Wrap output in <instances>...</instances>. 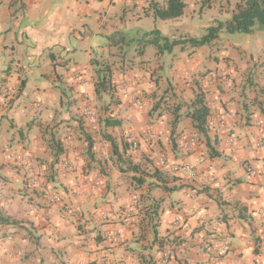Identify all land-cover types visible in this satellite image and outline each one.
Here are the masks:
<instances>
[{"label": "crops", "instance_id": "0c3cea01", "mask_svg": "<svg viewBox=\"0 0 264 264\" xmlns=\"http://www.w3.org/2000/svg\"><path fill=\"white\" fill-rule=\"evenodd\" d=\"M167 1L0 0V264H264V23L193 47L241 0H183L181 16L213 9L209 25H157L183 43L115 61L130 16ZM108 47L98 90L92 52ZM197 93L202 131L186 115Z\"/></svg>", "mask_w": 264, "mask_h": 264}, {"label": "trees", "instance_id": "16d2710c", "mask_svg": "<svg viewBox=\"0 0 264 264\" xmlns=\"http://www.w3.org/2000/svg\"><path fill=\"white\" fill-rule=\"evenodd\" d=\"M184 8L183 0H168L166 6H151V15L155 19H174L181 16ZM264 23V0H241L236 3L231 17L224 21H217L215 25H212L206 29V32L199 38H189L184 40L189 42L193 47H198L202 45L209 44L216 38L221 31L227 33H251L255 24ZM150 36V37H149ZM149 37V38H147ZM142 45L146 43L151 44L156 49V54H162L170 52L174 46L183 43L181 40H170L160 34L156 29L148 32L146 38L142 40ZM110 68L108 65H104L99 72V84L97 89H111L110 86ZM191 110L186 113L188 117L194 122V126L202 131L206 123V118L209 114L208 107L202 93H197L191 104ZM113 152L115 153L116 146L112 142ZM163 156V155H162ZM166 160V157L163 156ZM60 162V159L57 163ZM1 221L8 222L7 218H1ZM143 264H155L152 259H144L143 256L140 257Z\"/></svg>", "mask_w": 264, "mask_h": 264}, {"label": "rangeland", "instance_id": "374dc122", "mask_svg": "<svg viewBox=\"0 0 264 264\" xmlns=\"http://www.w3.org/2000/svg\"><path fill=\"white\" fill-rule=\"evenodd\" d=\"M213 9H208L206 8L201 15L199 10L197 9V12L194 16H190L186 12V14L182 15L178 21H170L168 23L169 25L165 27V24L162 23L163 20L157 19V23H155L154 19L152 17H141L138 18L136 16H130V18L126 21L125 25L123 26V30H125L126 35L130 36V39L126 44L122 43V52L123 55H120L119 57H115L114 60L118 61L119 63H122L124 61L125 64H131L132 61H139L140 59L143 60H150L153 62V58L155 57L156 54V49L154 48L153 45L146 43L145 45H142L143 39L146 38V34L150 32L151 30L155 29L156 26L160 27L161 31L164 32L165 35H167L169 38L170 36H174L178 38L182 33H186L188 31L191 32V35L196 34V30H201L205 25H209L208 20L210 17L214 15ZM239 36H241V41L244 40L245 34L244 33H237ZM137 36L138 41H140V47H141V52L139 50L128 46L130 45L132 38ZM246 38V37H245ZM245 40L243 41V43ZM110 47H108L105 52L103 51H98L92 52L93 56L95 59H98L100 61V64L104 62L100 58L101 55H103L106 58H110L112 55L109 54ZM104 65L107 64H101L100 68H103ZM171 67V64L165 62V67L164 70H168Z\"/></svg>", "mask_w": 264, "mask_h": 264}, {"label": "built area", "instance_id": "2783aa9c", "mask_svg": "<svg viewBox=\"0 0 264 264\" xmlns=\"http://www.w3.org/2000/svg\"><path fill=\"white\" fill-rule=\"evenodd\" d=\"M133 105L138 107L140 105V103L137 99H135L133 101ZM84 114L88 120L94 121V114L92 111L85 110ZM132 147L136 148L137 143H133ZM202 160H203V158H200L199 162H201ZM158 163L161 165H164L166 163L165 158L163 156H160L158 158ZM59 165L61 166L62 169H69L70 168V164L66 158L61 159L59 162ZM174 169L175 170H184L187 174L192 175V174H194L196 167L193 165H190V164H178V165L174 166ZM263 254H264V251H263ZM163 258H164V260H166L168 258V254L164 253ZM117 264H121V263H117Z\"/></svg>", "mask_w": 264, "mask_h": 264}]
</instances>
